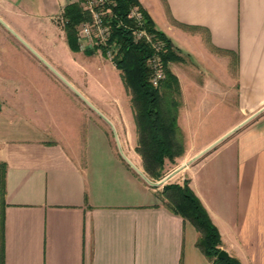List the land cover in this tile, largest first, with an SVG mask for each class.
Returning a JSON list of instances; mask_svg holds the SVG:
<instances>
[{"label":"crops","instance_id":"1","mask_svg":"<svg viewBox=\"0 0 264 264\" xmlns=\"http://www.w3.org/2000/svg\"><path fill=\"white\" fill-rule=\"evenodd\" d=\"M138 1L201 65L191 73L180 62L169 65L180 86L185 154L166 161V175L185 173L181 180L229 257L264 264V0ZM73 3L87 12L84 0L36 7L0 0L3 264H214L197 246L195 227L168 208L162 188L145 182L118 151L116 130L137 144L134 115L135 133L120 109L112 130L104 110L123 108L127 90L101 50L70 48L63 12ZM213 116L225 124L198 142ZM214 145L220 147L198 158ZM187 161L196 162L185 168Z\"/></svg>","mask_w":264,"mask_h":264},{"label":"trees","instance_id":"2","mask_svg":"<svg viewBox=\"0 0 264 264\" xmlns=\"http://www.w3.org/2000/svg\"><path fill=\"white\" fill-rule=\"evenodd\" d=\"M111 41L119 45V53L114 61L121 72L122 81L131 96V105L137 131L136 152L142 158L145 172L156 181L165 176L166 161L175 163L185 154V142L178 126L181 105V92L178 78L170 70V63L179 62L172 41L159 31L138 0H110ZM133 6H138L144 15L145 30L153 36L154 42H161L159 52L145 40H135L126 26L132 23L128 14ZM91 19L80 3L69 4L63 12L64 28L70 48L80 52L78 27ZM95 50L85 53H91ZM104 54V53H103ZM155 55L160 57L164 79L154 86L151 79L154 71L148 62ZM5 175L6 165L0 164V253L1 264L4 257L5 233ZM162 199L170 210L179 214L195 227L199 233L197 246L214 264H241L237 259H219L222 249L221 235L199 198L189 188L188 181L183 185L164 186Z\"/></svg>","mask_w":264,"mask_h":264},{"label":"built area","instance_id":"3","mask_svg":"<svg viewBox=\"0 0 264 264\" xmlns=\"http://www.w3.org/2000/svg\"><path fill=\"white\" fill-rule=\"evenodd\" d=\"M110 0H84L85 10L90 14V21L82 23L78 27V40L80 52L85 53L95 49L101 50L105 57L114 64L119 53V45L111 41ZM131 26L126 28L132 32L135 40H145L154 50L159 52L162 48L161 42H154L153 36L145 28L144 15L138 6H133L128 14ZM154 71L151 79L154 86H158L164 79V73L160 57L155 55L148 62Z\"/></svg>","mask_w":264,"mask_h":264},{"label":"rangeland","instance_id":"4","mask_svg":"<svg viewBox=\"0 0 264 264\" xmlns=\"http://www.w3.org/2000/svg\"><path fill=\"white\" fill-rule=\"evenodd\" d=\"M42 1L43 0H30V3L34 7H36L37 5H40ZM176 50H177L176 51L177 55L181 58V60L179 61L181 63L180 66L187 73L194 72V68L195 67H197L198 65H199V67L201 66L200 65V62H199V59L194 54L190 53L187 50H181L179 48H177ZM179 62H175V63H179ZM175 66H179V64H174L173 65V68ZM127 94H128V97H129V100L130 101H127V99L125 98L126 102H125V104L124 103L122 104L123 108H107V110H104L105 111L104 113H105L106 117L108 116L107 117V120L109 122L108 121H106V122L108 123L109 127L113 130L112 125L114 126V123L112 122L111 117H113V116L116 117V115H115L114 112L117 113V111H119V109H120L122 112H124L126 114V117L127 118L124 117V122H125V125H126L127 129L128 130H132L135 133V124H134V122L132 121V119L130 118V115H129V114H132V113L134 115L133 108H132V105H131V96L128 93V91H127ZM88 105H90V104L88 103ZM71 110H72V108H68V113ZM93 111L97 112V110L95 108H92V109L87 108V112H91L93 114L94 113ZM69 116H70V114H69ZM208 122L209 123H206L205 124V128H203L202 131H200V133L198 134L197 139H196L198 142L205 141V140H208L210 138L215 137V135L219 132L220 127L223 124H225L226 121L225 120H221V123L216 125L215 118L213 116L212 117V121H211V118H210ZM116 131H117L116 132L117 133V137L119 138V142H121L120 143L121 147H120V149L118 148V151H123V153H125V155L129 159V161L133 164V166H135L139 170L140 173L137 172V174H139V176L143 180H145V182H147L148 184H150L152 187H161L162 190H163L164 186H166V185L175 184L176 182H183L184 183L187 180V179L185 181L181 180V178L184 176L185 173H182L181 175L176 176L174 178L173 177L169 178V176L171 174L166 175L167 169L165 167H164V174L166 176H164V178L162 180H159V181L153 180L145 172V170L143 168L142 158L136 152V149L135 148H136L137 144L135 143V140L131 138L132 136H129L128 135L127 136V141H126V140H123V137L120 135V132H118V130H116ZM113 145L117 149L118 146L115 145V141L114 140H113ZM218 146L214 147L212 150L215 151L216 148H218ZM195 162L196 161H193V162L192 161L191 162L190 161H187L185 163V168L191 167V165H193ZM172 164H174V163H172ZM170 168H173V167L170 166ZM185 177H187V176H185Z\"/></svg>","mask_w":264,"mask_h":264},{"label":"water","instance_id":"5","mask_svg":"<svg viewBox=\"0 0 264 264\" xmlns=\"http://www.w3.org/2000/svg\"><path fill=\"white\" fill-rule=\"evenodd\" d=\"M219 143H220V142H219ZM216 145H217V144H216ZM216 145H214V146H212L211 148H209L206 152H204L203 154H201L198 158L202 157L203 155H205L206 153H208L209 151H211ZM126 160L128 161V163L131 165V167H132L135 171H137L138 173H140L139 170H138L135 166H133V164H132L128 159H126ZM228 257H229L228 254H227L224 250H222L221 253H220L219 256H218L219 259H227Z\"/></svg>","mask_w":264,"mask_h":264}]
</instances>
